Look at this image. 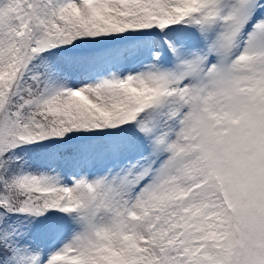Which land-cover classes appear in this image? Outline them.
<instances>
[{
  "label": "snow or ice",
  "instance_id": "6c2138e0",
  "mask_svg": "<svg viewBox=\"0 0 264 264\" xmlns=\"http://www.w3.org/2000/svg\"><path fill=\"white\" fill-rule=\"evenodd\" d=\"M0 264H264V0H0Z\"/></svg>",
  "mask_w": 264,
  "mask_h": 264
}]
</instances>
